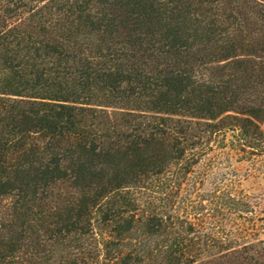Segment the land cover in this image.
<instances>
[{
	"label": "trees",
	"instance_id": "16d2710c",
	"mask_svg": "<svg viewBox=\"0 0 264 264\" xmlns=\"http://www.w3.org/2000/svg\"><path fill=\"white\" fill-rule=\"evenodd\" d=\"M226 150L264 155V0H0V264H264Z\"/></svg>",
	"mask_w": 264,
	"mask_h": 264
},
{
	"label": "rangeland",
	"instance_id": "374dc122",
	"mask_svg": "<svg viewBox=\"0 0 264 264\" xmlns=\"http://www.w3.org/2000/svg\"><path fill=\"white\" fill-rule=\"evenodd\" d=\"M213 158L216 159L213 160L211 166L207 167L210 176L204 188L206 190L213 188L212 183L216 180L215 178L226 173L227 182L241 189L246 196L248 195L251 198L255 206V218H258L264 205V155L249 157L243 162H238L233 151L226 150V152H217ZM209 160L207 159V161ZM200 169L206 170L204 165L202 168L200 166ZM227 221L239 222L241 220L237 216H231L225 220V222ZM258 237L264 238V227L260 228Z\"/></svg>",
	"mask_w": 264,
	"mask_h": 264
}]
</instances>
